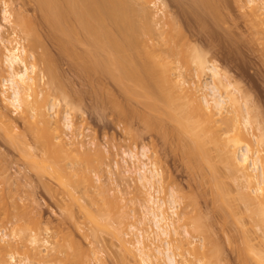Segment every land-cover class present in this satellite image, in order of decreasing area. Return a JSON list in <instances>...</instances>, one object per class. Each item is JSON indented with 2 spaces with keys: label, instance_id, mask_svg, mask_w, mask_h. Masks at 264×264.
<instances>
[{
  "label": "bare ground",
  "instance_id": "obj_1",
  "mask_svg": "<svg viewBox=\"0 0 264 264\" xmlns=\"http://www.w3.org/2000/svg\"><path fill=\"white\" fill-rule=\"evenodd\" d=\"M203 1L205 2V0ZM259 1L258 0H248V3L251 6V10H253L252 13L254 12L253 14L257 15V11H262L260 14L264 15V0L262 1V3H260ZM34 2L37 3L36 6H38L39 11L42 12L41 14H43L42 17H44L45 21L50 25L53 32L54 33L56 32L58 36L60 35L59 40L61 38L60 41L61 42L63 41L62 43L65 44L62 46L64 47L67 45L66 47H68V49L65 47V50H67V52L69 53V51L71 50L69 49L70 48L69 46H71L72 48H75L77 46L75 49H73L74 51L76 50L77 52L76 51L74 52L73 50H71V52L72 53L74 52L73 59H76V61L79 60L78 61V63L80 62L79 66H82V68H84L83 70H86V72L88 71V73L90 75L92 74L93 76H95L96 74L98 76L108 75V77L110 76L116 81L115 84L118 83L119 85H123L124 87L127 85L126 83L130 81L129 82L130 84L128 83V85H131V83L132 84L134 83L136 84V87L138 89L143 90V91H140L137 88H134L135 85L134 86L131 85L133 90L130 87H126V89L128 88V90L132 91V92L129 91V93L131 92L130 94H132V96L134 94L136 95L137 100L138 99L143 100V102L141 101L140 103L141 104L143 103L144 105V102H145L146 103L145 106L147 105L148 109H150L149 112H144L146 116L144 115L143 111L140 112L139 110L140 115L142 113L144 115V116L141 115L142 117L139 116V112H137L136 107H131L136 110V111L135 110L133 111L135 113L137 112L138 117L144 120V122L147 123L148 125L150 126L152 125L153 127L154 125L156 126L158 124V126H160L158 129L159 130L158 133H160V130L162 129V127L164 129V126H161V124L164 125L165 122L163 119H161L160 116H158V114L156 115V112L159 106L165 108L166 105H169V109L166 107L169 110L167 114L169 118L172 119L171 121L173 122V125L174 124L176 125L175 127L170 126V128H168L169 127L168 125L167 129L165 128L166 130L164 129V131L170 130L171 133L165 132L164 134H172V131H173V134L175 135L172 134L170 139L173 138L175 141L178 139L177 142L183 146V147L178 146V149L179 147L183 148L182 150L181 149L180 150L181 151L184 150L183 153H185L188 156L187 157L184 154L188 159L191 158L188 161L190 166L191 165L193 166V163H194L192 160L193 158L194 159L196 158V160L199 159L197 161L194 160L195 161L194 166L196 167L197 163L199 165L197 166L198 168H196L195 170L198 169L199 173H201V176L203 175L202 176V178H204L203 180H205L207 183L210 182L209 184H211L214 190L217 187L219 188L220 186V188L219 189L217 188L218 190H215V191L217 192L218 197L221 196V198H224L225 201L223 203L221 198L219 199L217 198V199L221 201L220 204L222 205L226 203V205L222 207L223 209L224 208L227 209L231 216L237 215V214H234V212L235 213H238V212L234 211V210H237L236 206L233 205L234 202L233 204L232 202H229V200H232L231 197L233 195L229 199H227L230 195V193L229 192L227 193V191L230 190V188L226 189V186H227V183L230 184L229 181L232 180L231 177L234 175L233 177L235 178L236 181L234 180L232 181L240 184L239 185L240 187L238 186L239 190L243 189V194H241L240 197H239L240 192L239 190L237 191L239 193H237L238 196L236 198L237 199L238 197L239 199L241 198L240 200L238 199V202L241 200H244L243 203L244 202L246 203V204L244 203L245 204L244 206H247V207H244V209L246 208L247 210H244V212L246 211L245 214H247V211H248L247 216L250 218L249 223H251L250 224L251 229L253 228L252 231L260 232V236L255 235L256 233L252 235L254 232H252L249 229L250 230V233H249V230L247 229L248 231L247 234L250 235L252 233L249 236V235H246V232L244 233V231L241 229L242 230L241 233H243L242 235L245 240L244 242L245 243L249 242L248 243L249 245L245 244L244 246L245 248L244 247L243 248L246 249V251L250 248L247 251L248 254H246V256H250L249 259H247L248 257L244 256L245 253H243V251L245 250H243L242 252L241 250H239L241 252V255L244 254L242 256L246 258V260H244L243 259L244 257H242L243 260L241 261L242 262L244 261L243 264L247 260L249 262L247 261L246 264H264V252L262 249L264 248V167H263V164H261L262 159L260 156L261 155L260 153L262 151L261 147L264 146L263 139L260 137L258 141L255 140L257 141V145L255 146V143L253 140L255 139V136L251 131V128H252L251 121L252 120L249 115L250 114L249 111H247V108H246L247 105L242 104L241 102L238 101L234 93L225 84V78L223 77L221 73V69H219V67L215 64L207 63V58L204 55V53L196 45L194 46V44L189 41L190 38L187 39L188 36L186 37L179 23L174 18L168 17L167 18L168 20L166 21L167 28L158 27L160 25L159 24L160 17H157V15L159 14V12H163L164 9L163 8L161 9V6H159L160 8L158 7V10H153V8L157 7V5H159L162 1L161 0H158V1L157 0H34ZM211 4L212 6L210 5V3L208 5L213 7L216 3L215 4L211 3ZM4 6H5L4 7L5 9L3 11L4 13L2 12V14L4 15V19L6 21H10L13 11L9 8V4H7L6 1H4ZM20 11H19L20 13L18 12L20 14L19 16L21 17L20 22L18 24L19 26L24 21H27V17L24 15L25 13H23L21 9ZM15 15L16 13H14L13 16ZM19 16L17 15L18 18L15 17L16 20L19 19ZM21 20H23V22ZM31 22H33V20ZM163 25L164 24H162V26ZM33 27L34 26H32V29ZM22 28H24V25ZM2 29H3V26L0 24V45L3 46L2 51L4 50L3 51L4 56L2 60L3 69L1 71L2 72L4 71L3 73H5L6 71L5 74H8V76L5 75L6 78H4L3 81L1 82V87L3 90L0 89L2 91V92L0 91V93L3 95L5 102L7 101V105L8 106L11 105L15 109V111L19 112V114L21 115V118L24 119V121L27 124L31 125V126L29 125L28 127L31 130L27 129V131L29 132L31 131V133L35 135L36 131L37 133L38 131H40L38 127H40V129L43 130V131H40L42 132V135H41L42 137L39 136L40 132L38 133V135L36 133V135L39 136V138L37 139L35 136V140L41 143L42 139L40 141L38 140L40 138H43L42 141L44 142H42L43 144L42 143L41 144L43 145V148L46 151L45 152L46 159L43 158L42 164L39 165L41 169L38 168L37 166L38 164L36 163V161L34 163L37 165H34V166H36V169L38 168L39 171L49 170L51 171L50 173L53 172V174L51 175L53 176L55 175L57 179L60 181L59 184H63V186H66V187L69 186L67 182H69L70 185L74 183L75 186L74 185L72 186L74 188L80 187L81 191H83L82 195L85 194L87 198L91 199V202L96 201L98 195L100 196L107 195V192L109 190L107 191L106 188H104L105 186L104 183H100L99 185L98 184L96 185L90 175V172H93L94 170L100 167L98 166L99 155H100L99 150L91 149L85 152L86 154L80 151V149L78 148V145L82 146L81 144L83 143L76 140L77 138H79L78 133L80 130H79V125L77 124V122L75 121V117L73 116L72 109H66L63 115H60L57 111V108L59 106V100H60L59 97L57 99L56 97L50 98L49 96V95L55 96V94L64 96L65 94H67L65 93L66 91L63 87L62 82L60 81L61 78L59 77V74H58L61 71L59 72L57 70L58 68L56 67L57 63L55 66V64H53L52 62L53 58L55 57L54 54H53L54 57L50 58L49 55H52V53H48L49 50L47 49L48 50L47 51L46 48L43 46L46 42H44L45 40L41 41L40 39L41 37H39V35L36 32L37 30L36 31L34 30L33 33L27 30L29 32L28 34H30L28 36H30L29 38L31 39H29L27 35L24 34L25 40L28 42V45L30 44V46L27 45L28 46L27 48L28 49L30 48V50H28L25 45H22L20 42L14 43V41L11 39L10 36L16 34V30L15 31L13 30L9 34H6V33L4 34L3 33L4 31ZM22 31L27 32L26 28L22 29ZM27 38L29 39V41L27 40ZM42 42H44V44ZM78 44H81V46L83 45L85 46V47L83 46L84 48L82 52L81 51L78 52L79 49L77 48L80 47V45L78 46ZM40 46H43L46 51H41L39 54H35L34 52H36V50L42 49ZM59 50H62V49H59ZM69 55L67 57H69ZM70 56H72V54ZM28 57H31L33 59V62L28 63L27 61ZM56 61H57V58H56ZM42 64L43 65L45 64L44 65L45 68ZM190 70L194 71V76H195L194 80H189L183 76L185 71H190ZM47 75L50 78L49 80L47 79L48 81L45 80V76ZM206 75H208V77H205ZM62 76L64 77V75ZM166 85L175 86V88L173 87L172 88L176 90L175 91L176 93H174L173 89L171 90L168 89V90L170 91L173 90L172 94L174 93L173 94L174 96L177 95L176 98L173 95H171V92L168 93L169 91L165 89ZM177 87L183 91L185 98L182 97V94H181L182 92L179 94L180 96L178 95ZM103 88H105V84ZM120 88H123V87H120ZM93 89H96V88H93ZM124 89H121V90H124ZM180 89H178V91H180ZM100 90H103V89H100ZM6 92H8L9 95H6L8 94ZM96 92H98L97 89H96ZM47 93H49V95H47ZM70 95L72 99H74L73 97L75 96H72L71 93ZM128 95L129 94H127V96ZM160 95H162L163 97H161ZM125 96L126 94L124 95V97ZM69 97H66L65 95L64 98L68 99V102H69L71 100V97L70 98ZM109 98L110 99L115 98L114 99L115 101H113L112 99L110 100L111 101L110 104L114 103L113 110L117 109L115 111L117 113L119 112L118 115H120L121 118H124V120L126 119L128 120V116L130 115H128V113H126L125 111V108L128 106L125 107L124 105L125 103L123 102L124 99L121 102L122 99L120 100L119 98H116V97H109ZM164 98L166 100V103H164L165 101H161V100H164ZM181 98L186 99L188 103H185L186 100L180 101ZM117 99H119V101ZM131 99H128V100L131 101ZM128 100L127 102H129ZM157 100L158 102H161L162 104L157 103ZM118 103H120L119 104L120 106H122L121 103H124L123 104L124 107H119V105H117ZM162 105H164L165 107ZM161 107L159 108L158 112L160 111ZM80 109H81V106H80ZM99 109H102L103 111L108 110V109H104L101 107ZM53 110H54V113H52ZM129 111H132V110L130 109ZM151 111L152 112L156 111V112H154L155 114H153ZM243 111H244L245 116L243 114ZM245 112L247 113V115ZM137 113L135 114V116L137 115ZM147 113H150V116L152 115L153 117L154 115L158 116L159 120L161 121L163 120L164 124L163 122H161V124L157 123L159 122V120L157 119L158 117L157 118L155 117L156 118L155 120L156 121L158 120L156 122L152 116L151 117L147 116ZM131 114L133 113L131 112ZM155 122L157 124H155ZM62 125L64 126L65 131L67 130V131H70L71 133L67 132L65 135V131H63ZM165 125L167 126V124ZM33 126L37 128V129L35 128L36 130V131L34 130L35 132H32V129H34ZM125 126H127L126 123H125ZM158 126L153 127V128L157 129ZM171 128H174V130H172ZM77 130H79L78 133H77ZM129 132H132V131H129ZM66 136L69 139H67ZM169 136L170 135H167V136L165 135L163 137L166 138V140H168L167 138H169ZM175 136H177L176 137L177 139H175ZM9 137L11 139V136ZM16 142H19V141L16 140ZM212 151H214V153L216 152V155H213V156L214 157L216 156L215 158L217 159H214V157L212 156V153H213ZM147 153L148 152L146 151V148H144L141 151V153L140 152L134 153L133 151L124 152V155L126 157H130L131 161L133 162L132 167L128 166L124 168L125 171L127 173L129 172L130 174H134L136 176L138 180L136 181V183L141 186V191H142V188L147 190L146 195L144 194L145 192H141L142 195H145L146 197L145 198L143 197L144 201H143V204L141 205L142 211L140 208V212H141V214H139L140 216L139 217L134 216V217H137L136 218L137 220L135 219V222L137 221V224L133 223L130 225L129 228L128 227L123 228L121 224H124V221L117 220L118 223L112 222L113 217L111 219L112 221L110 222H109V219L111 217L108 219H105V217H103L106 221H104V219L101 218V221L103 219V222H101L100 219L98 218V216L101 217V212L98 213L100 214L98 215L96 212L90 211L88 214L91 217V220H92L91 222L93 223L91 225L92 226L94 225L93 228H95V225L96 227L98 226L102 229L109 230L112 228V231L111 230L110 231L112 233L114 232L117 237L121 238V241L123 243L122 245H124L125 249L128 252H130L131 254H133L134 257H136V259L138 260L136 261L139 262L140 264H179L181 260L178 261L177 259L178 254H176V252H174L173 250V248L175 249L177 247L171 246V243L174 244L173 242L175 243L177 242L176 246L179 245L178 249H180L181 254L184 257L183 261H186V264H211L212 261H214L213 259L214 256L210 251L212 248H214L213 246L212 248L210 247V245L212 244V241H211L212 236L210 238V235L207 233L206 231L207 229H206L205 231L209 236L204 235V243L201 242L202 244L199 243L200 245H198V243L196 244V241H195V244H194L195 238L197 239L200 238L198 237L199 233L205 232L204 229L203 231H200V228L198 226L199 222L196 223L195 221H193V225H192L191 223L192 221H189L188 216H187L188 217V220H187V217L184 216L183 213L182 215L186 217L184 219L187 220L188 222L179 216L178 203L181 202L180 199L182 197L180 199H177L176 197L177 195L175 194L176 192H171V193L168 192L169 197L167 194H166L167 196L165 195V197H168V199H165L159 196L161 195V191H160L161 189L159 188L160 189L159 190L160 192H159L156 184H158V182H160L161 179L163 178L161 177L162 173L156 167V165L149 162L151 161L149 160L151 157L150 158L147 157ZM190 161L193 163L191 164ZM219 161L220 163L222 162V164L224 165L223 167L224 168L226 167L227 169V172L226 171L223 172V171H219L223 168L218 167L219 168L218 171L221 172L220 173L221 176L223 173L225 174L230 173L231 180H228L227 183H224V182L229 177L226 179L223 178L226 175H223V177L220 176L221 178L219 179L217 178L218 177L217 174H219V172L217 171L216 164L217 166H221ZM119 163L120 162L118 161L117 164L119 165ZM204 163H207L210 165L209 166L205 164L207 165V167L209 166L208 169H210V167H213V169L215 170L216 168L215 171L217 173H215L214 171V174L216 176L212 174L213 169H210L209 172L210 173L212 172L211 174L216 177L214 178L217 179V181L214 178H211L212 175L205 172V169H203V167L205 166ZM190 166L189 168L192 167ZM51 168L53 171L50 170ZM200 168H201V171H200ZM228 169L230 171L229 173H228ZM202 170L205 173H203ZM222 178L225 181L220 180ZM215 182L217 184L221 183V185L218 186ZM212 183L214 185L216 184L217 187L216 185L213 186ZM224 184H226L225 188H223ZM159 185L158 187H160ZM73 187H72V190H73ZM155 187L157 190L155 189ZM116 188H117L116 189L117 194L115 192L113 197H115L114 199L120 200L119 198L123 196L122 195L123 192H121V190L119 189V186H117ZM240 191L242 192V190ZM92 192L94 194H92ZM216 192L214 193L216 194ZM95 193L98 195L96 196ZM157 193H159V195ZM12 194L10 193V195ZM226 194L228 197H226ZM178 196L180 197V195ZM84 197H81V198H84ZM242 197L244 199H242ZM102 198L103 197L101 196L100 200L105 199V197L103 199ZM232 198L234 199V201L235 200L237 201L235 196ZM228 203L229 205H227ZM238 205L237 207H239ZM227 206L230 207V209H232L233 213ZM232 207L236 209L233 210ZM101 208L103 207L101 206ZM187 211L188 210H186V213L184 214L189 215L188 213L189 211L188 212ZM91 212L96 213L97 216ZM6 215L7 214H5V217ZM116 217L117 216H115L114 218L115 220H116ZM192 218L190 217L191 220ZM182 219L184 220V222H182L183 221ZM198 220L199 219H197V221ZM205 221L207 220L205 219ZM178 222H182V226L183 224H185L183 231L182 229L180 231ZM114 223L118 227L114 226ZM242 227L243 226H241L240 228ZM93 228H91V233H96L94 231H97V230ZM202 228H204V226ZM247 228H250V227L248 226ZM20 229L23 230V228H20ZM124 229L125 230L127 229V230L125 231ZM98 232L96 233V235L98 234ZM23 234L24 232L22 231V235ZM24 235H23V238H21L23 240L26 238L24 237ZM93 236L95 239L98 238L94 234ZM246 236L247 237L249 236V238H247ZM251 236H255V237L257 236L256 238H258V240H261L259 250L258 248H255L253 245H251L250 243L251 242L250 239L252 238ZM4 237H8L7 234L4 235ZM192 238L194 240H192ZM246 238L248 239V241ZM29 240L31 241L32 244H35V245H37V243L39 244V242L41 241L38 235L36 234H33L32 236H30ZM206 240L208 242H206ZM5 242L8 243L7 241ZM43 242L45 244H49V240L45 239ZM0 244H2L3 246L5 243L0 242ZM11 245H13V243ZM250 245L252 247H250ZM5 249L7 250V248ZM36 249L38 248H34V250ZM178 249H175V251ZM3 252L4 251H0V256H1L0 262L2 264H27L28 263V261L25 259H23L24 261L22 259L21 261L19 260L17 261L16 257L14 256L15 253L10 255V258L12 261H8L6 260V256L4 257ZM35 253H37V250ZM70 255L69 257H72V255L71 256ZM218 257L216 256L215 258H218ZM70 260L74 261V260H77V258L75 259V256H73L72 259L71 258L69 259V261ZM75 262L74 264H76ZM79 262L81 263L82 261L79 260ZM69 263L67 262V264ZM39 264H46V263L41 262ZM84 264L86 263L84 262Z\"/></svg>",
  "mask_w": 264,
  "mask_h": 264
},
{
  "label": "rangeland",
  "instance_id": "obj_2",
  "mask_svg": "<svg viewBox=\"0 0 264 264\" xmlns=\"http://www.w3.org/2000/svg\"><path fill=\"white\" fill-rule=\"evenodd\" d=\"M4 1H6V3L9 4V8L13 11V12L11 11L12 16L10 21H6L4 19V15L2 14V12L5 9ZM161 1L162 2L159 5H157V7L153 8V10H158V7L161 6V9L162 8L164 9L163 12H159V14L157 15V17H160L159 18L160 25L158 27L167 28L166 21L168 20L167 19L168 17L174 18L179 23L186 37L188 36L187 39L190 38L189 41L193 43L194 46L196 45L204 53V55L207 58V63L215 64L219 67V69H221V73L225 78V84L234 93L238 101L241 102L242 104L247 105L246 108L247 111H249L250 113L249 115L252 120L251 131L255 136V139H253L255 146L257 145V141L259 140L260 137L263 139V143H264V15L260 14L262 11H257V15L253 14L254 12L252 13L253 10H251V6L248 3V0H215L216 2L213 0L216 4L211 0H208L209 2L207 0H205V2L203 0L202 1L201 0H161ZM262 1L263 0H260L259 2L262 3ZM209 3L211 6H212L211 3L215 5L211 7L208 5ZM36 5L37 3H35L34 0H0V24L3 26L2 29L4 31L3 33L9 34L13 30L14 31L16 30V34L10 36L11 39L14 41V43L20 42L22 45H25L26 48L30 46V44L28 45V42L25 40L24 37V34H26L28 38L30 37L28 36L30 34H28L29 32L27 30H29L32 33L34 30L35 31L37 30L36 32L39 35V37H41L40 38L41 41L45 40L44 41L46 42L45 44L44 42H42L44 44L43 46L46 48V50L47 49L49 50L48 53H52V55H49L50 58H53L55 56L52 62L53 64H55V66L57 63L56 66L58 67L57 70L59 72L61 71L58 74L59 77L61 78L59 79L62 82L63 87L66 91L65 93L68 94L70 92L72 96L76 97V99L75 97H73L74 99H72L70 93L68 94V96L67 94H65L66 97L69 96L71 97V100L69 99L70 103L68 102V99L64 98L65 95L63 96V95L55 94V96H53V95H49V93H47V95H49L50 98L56 97L58 99L59 97L60 100L57 111L60 115H63L66 109H72L73 116L75 117V121L79 125V130H80V131L77 130V133L79 131L78 133L79 138H77L76 140L83 143L81 144L82 146L78 145L80 151L85 153L91 149L99 150L100 155H99L98 166L100 167L94 170L93 172H90V175L96 185L97 184L99 185L100 183H104L105 185L104 188H106V190L109 191L107 192V195H101L103 198L105 197L104 200H100L101 196L95 193L96 196L98 195L97 200L91 202V199L87 198L85 194L82 195L83 191H81L80 187L74 188L72 186V185L75 186L74 183L70 185V183L67 182L69 186L67 187L63 186V184H59L60 181L57 179L55 175H54L55 177L51 175L53 174V172L50 173L51 171H49L48 169L47 170L49 171V173L48 171H43V170L39 171V169H41L39 165L42 164L43 158L46 159V155H45L46 151L44 150L42 145L43 144L42 142H44L42 141L43 138H40L38 140L40 141L42 139L41 140L42 144H41L40 142H37V140H35V136L38 139L39 136L42 135V132L40 131L43 130H41L40 127L37 126L38 129L40 130L38 131V133L40 132L39 136H37L38 133L35 130L36 128L35 126H33L34 129H32V132L36 131L37 135L36 133L34 135L33 133H31V131L30 132L27 131V129L31 130L30 128H28L30 124H27L24 121V119L21 118L19 112L15 111V109L11 105L9 106L7 105V101L5 102L3 95L0 93V190H1L0 191V238H1L0 242L5 243L4 244L5 246L4 245L2 246V244H0V248H1L0 251H4L3 255L4 257L6 256V260L12 261L10 255L15 253L14 256L16 257L17 261L18 260L21 261V259L22 260L25 259L28 261L29 264H39L41 262L42 263L44 262L46 264H65V263L67 264V262L68 263L70 262L71 264H74L75 261L76 264L77 263L84 264V262L86 264L88 263L89 264H140L139 262H137L138 260L136 259V257H134L133 254L128 252L125 249L124 245H122L123 243L121 241V238L117 237L114 232L113 233L111 232L112 228L109 230L102 229L98 226L96 227V225L95 228H93L94 225L93 226L91 225L93 223L91 222L92 220L88 213L90 211H94L97 214L101 212V217L98 216L100 221L101 218L103 217H105V219L111 217L109 219V222L113 220L112 222L118 223L119 220H123L124 224H121L123 228L126 227L129 228L130 225L133 223L137 224V221L135 222V219L140 216L139 214H141L140 208L142 207L141 205L143 204L144 201L143 197L144 198L146 197L145 195L147 190L142 188L141 191V186L136 183V181H138L136 176L134 174H130L129 172L127 173L125 171L124 168L128 166L132 167L133 162L131 161L130 157H126L124 155V152L133 151L134 153H138V152L141 153V151L144 148H146V151L148 152L147 157L149 158L151 157L149 159L151 161L149 162L156 165V167L162 173L161 177H163L160 181L161 183L158 182V184H156L158 191L161 189L160 190L161 195H159V193L157 194L162 198L168 199L169 197L168 192L169 193L176 192L175 194L177 195L176 196L177 199H180L182 197L180 199L182 203L179 202L178 200L179 216L183 219L188 216L189 221H192L191 222L192 225H193V221H195L196 223L199 222L198 226L200 228V231H203V229L205 231L207 229L206 231L210 235V238L212 236L211 238L212 244L210 245V247L212 248L213 246L214 248H212L210 251L214 256V257L212 256L214 261H212L211 264H219V263L243 264L244 261L242 262L241 260L243 259L246 260L245 257H248L247 259L250 258V256H246V254H248L247 251L250 248L248 249L247 248L248 246L246 245L247 246L246 248L248 250L246 251V249H244L245 244H248L249 242L246 243L244 242L245 240L243 238L242 235L243 233H241V231L243 230L244 233L246 232V235H249L247 234L248 233L247 229L248 230L250 229L252 231L253 228L251 229L250 226L251 223H249L250 218L247 216L248 211L247 214H245L246 211L244 212V210H247L246 208L244 209V207H247L244 206L246 203L245 202H244L245 204L243 203L244 200L239 201L240 203L238 202L239 197L241 196V194H243V189H240L242 190V192L239 190L238 186L240 184L234 182L236 181L235 178L233 177L234 175L231 177V179L234 180L232 181L230 179L229 169H228L229 174H225L223 172L224 171L227 172V169L226 167L225 168L223 167L224 165L222 164V162L220 163L219 161L221 166H217L216 164L217 171L220 167L223 168L219 170V171H223L222 176L220 174L221 172L218 171L220 175L217 174L218 175L217 178L219 179L223 177V175H226L225 177H223L224 179L229 177L226 181L223 178L220 180H224L225 181V182L223 181L224 183H227L228 180H231L229 181L230 184L227 183L226 186V189L230 188V190L227 191V193L228 192L230 193V195L228 194L229 197L226 194V197H228L227 199H229L232 195H233L232 197L235 196L236 198L238 196L237 193L240 192L238 199L236 198L237 201L235 200L237 203L234 201L232 197H231L232 200H229V202H232V204L234 202L233 205L236 206L237 210H234L236 208L233 207L232 208L234 211L238 212V213L234 212V214L237 215L231 216L227 209L225 208H224L225 210L223 209L226 203L224 205L220 204L221 201H219L218 199L221 198V196L218 197L217 192L215 191L220 188L219 185H221V183L217 184L215 182L219 186V188L215 184L218 189L216 188L214 190L211 184H209L210 182L207 183L205 180H203L204 179L202 178L203 175L201 176V173H199L198 169L195 170L196 168H198L197 166H199L197 162H196L197 163L196 167L194 166L195 165L194 160H196V158L192 159L194 163L191 162L192 160L190 161L191 164L193 163V166L191 165L192 166L191 167L190 164L188 163L189 159L191 158L188 159L187 158L188 156L185 153H183L184 150L181 151L183 149L181 147L183 146L177 142L178 140L176 138L177 136H175V139H177L176 141L173 138H171L173 141L170 139V137L173 134V131L172 134H164L165 132L168 133L170 132V130L164 131L165 128L167 129L168 125H169L168 128H170V126L175 127L176 125V124L173 125V122L171 121L172 119H170L167 114V112H169L168 110L169 105H166L168 109L164 106L165 105L164 103H166L165 98L164 100L161 101H165L163 103L164 105L162 106H164L166 109L159 106L158 110L161 107L162 111L161 109L160 111L162 113L159 111L160 112L159 114L158 110H157L158 113L156 111L154 112H156V115L158 114V116H160L161 119L164 120L167 126L164 124L163 120L162 121L159 120L158 116L156 115H154V117L152 116L153 114H155L154 112L151 111L153 114L150 112L154 120L158 117L157 119L159 120V122H157L158 120L157 121L155 120L157 123L161 124V122H163L164 124V125L161 124V126H164V129L162 127L160 133H158L159 132L158 129L160 126H158L156 122L155 124H157L156 126H158L157 129L153 128L156 127L154 124H153L154 126L152 127V125L151 126L148 125L147 123L144 122V120L138 117L137 112H139V110L140 112L143 111L144 113V112H149L150 109H148L147 105L145 106L146 104L145 102L144 105L143 103L142 104L140 103L141 101L143 102V100L141 99L137 100L136 95L133 94L132 96V94H130L132 91L128 90V88L126 89V87L132 88L131 85L133 86L135 85L134 88H137L136 84L131 83V85H128V83L130 82L129 81L128 83H126L128 86L125 84L126 86L124 87L123 85H119L117 83L119 85L118 86L117 84H115L116 81L110 76L108 77V75H103L104 77L99 75L101 78L100 79L97 74L96 75L94 74L96 76L95 77L92 74L90 75L88 71L86 72V70H83L84 68H82V66H79L80 65L79 64L80 62L78 63L79 60L76 61V59H73L74 58L73 54L76 51V50L74 51L73 49H75L77 46L75 48L69 46L70 47L69 49L74 51L73 53L71 52V50L69 51L70 55L72 54L73 57L70 56L67 50H65V47L67 45L64 47L62 46L65 44L62 43L63 41L62 42L60 41L61 38L59 40L60 35L58 36L56 32L55 33L53 32L50 25L45 21L44 17H42L43 16V14H41L42 12L39 11L38 6ZM20 9L22 10L23 13H25L24 15L27 17V21L31 22L33 20V22L31 23L27 21L23 22V20H21L27 32H24L25 30L22 31V29H24L22 28L23 27L22 24H20L21 27L18 25L21 19V17L19 16L20 15L19 13L21 12ZM14 13H16L15 16H13ZM17 15L19 16V19L16 20V18H18ZM41 19L44 20L42 21ZM161 22L162 24H164L163 26ZM32 26H34L33 29ZM28 38L27 40L29 41V39L31 38L29 39ZM79 45L80 47L77 48L79 49L78 52L80 51L82 52L85 46L83 45L84 46L83 47L81 46V44H78V46ZM43 46H40L43 50L42 49L36 50V52L34 53L39 54L41 51H46ZM2 47L3 46L0 45V87L3 79L6 78V76H8V74H5L6 71L5 73H3L4 71L3 72L1 71L3 69L2 60L4 56L3 55L4 50L2 51ZM66 48L68 49V47ZM28 50H30V48ZM64 53H66L67 55ZM68 55L70 59L69 57H67ZM56 58L58 62L56 61ZM27 61L28 63H31L33 62V59L31 57H28ZM62 75H64V77ZM183 76L189 80L195 79L193 70L185 71ZM205 77H208V75H206ZM47 79L48 80L50 79L48 75L45 76L46 81H48ZM66 79L68 80V82ZM99 84L102 86V88ZM104 84H105V88H103ZM172 87L175 88L174 85L173 86L166 85L165 87V89L169 91L168 93L171 92V95L176 93L175 92L176 90H174ZM93 88H96L98 92H96V89ZM0 89H2V87ZM168 89L170 90L173 89L174 93L172 94L173 90L170 91ZM178 89H177L178 95L182 92L181 93L182 97H184L185 95L183 94V91L181 89L180 91H178ZM138 90L143 91L141 89ZM129 91L131 92L129 93ZM125 94H126L125 97L127 98L124 97ZM127 94H129L130 96L129 95L127 96ZM6 95H9V93ZM160 96L163 97L162 95ZM176 96L177 95H175L174 97L176 98ZM109 97H116L119 98L120 100L122 99L121 102L124 99L123 102L125 104L121 103L122 106H120L119 105L120 103H118L117 105H119V107H124V105L125 107L128 106L125 108L126 113L130 115L128 116V120L127 119L124 120V118H121L120 115H118L119 112L117 113L115 111L117 109L113 110L114 103L112 102L113 104H110L111 103L110 100L112 98L110 99ZM114 99L112 100L115 101ZM119 99L117 100L119 101ZM126 99L127 100L131 99V101L128 100L129 102H127ZM183 100L185 101L186 99H182V98L180 99V101ZM157 103L162 104L161 102H158V100ZM185 103H188L187 100L185 101ZM100 107L108 110L103 111L102 109H99ZM129 107L132 111H129L130 110ZM131 107L137 108V112H136L137 118L135 116L136 113L133 111L135 109ZM131 112L133 114H131ZM140 112H139V116L143 115V113L140 115ZM52 113H54V110L52 111ZM150 113H147V116H150ZM144 115L146 116L145 113ZM125 123L127 126H125ZM62 127H63V131H65L63 125ZM171 129L174 130V128ZM67 132L70 131L66 130L65 135ZM165 135L166 136L170 135L169 138H167L168 140H166V138L163 137ZM9 136H11V139ZM66 138L69 139L67 136ZM15 139L19 142H16ZM178 146L181 147H179L178 149ZM261 150H262L260 153L262 159L261 164H263L264 167V146L261 147ZM212 152H213L212 156L216 155V152L215 153L214 151ZM215 157L214 159H217ZM35 161L38 165L34 163ZM118 161L120 162L119 165L117 164ZM205 164L207 163H204V165ZM34 165H37L39 169L38 168L36 169V166ZM207 165L204 166L205 168L203 167V169H205V172L209 173L210 175L214 174L216 168L214 167L215 168L214 170L213 167H210V169H213L212 170L213 173L211 172L212 173L211 174L209 172L210 169H208L210 165L208 167ZM189 166L191 168H189ZM50 170H52V168ZM205 172L203 171V173ZM215 173L217 172L215 171ZM214 175H212L211 178H214L216 176ZM215 180L217 181V179ZM158 185L160 187H158ZM212 185L215 186L213 183ZM225 185L226 184H224L223 188H225ZM71 186L73 187V190ZM117 186H119V189L121 190V192H123L122 193L123 196L122 197L120 196L121 198L118 197L120 200L114 199L115 197H113L115 192L117 194V190H116ZM231 189L235 191L233 192ZM75 190L77 191V193ZM238 190L239 192H237ZM230 191L232 192V194ZM141 192H145L144 193L145 195H142ZM214 192H216V194ZM10 193L11 194L13 193L14 195L13 194L10 195ZM92 194L94 193L92 192ZM166 194L168 195V197H165ZM178 195H180V197ZM80 196L81 197L85 196V197L81 198ZM221 199L224 203L225 201L224 198ZM242 199L244 198L242 197ZM227 205H229V203ZM237 205L239 207H237ZM101 206L103 208H101ZM228 208L230 209V207ZM186 210L189 211V212L187 211L189 215L184 214L186 213ZM230 210L232 211V209ZM94 212L91 213L96 215V213ZM182 213L186 217H184ZM5 214H7L6 217ZM114 215L117 216L116 220L114 219L115 218ZM192 216L193 218L194 217L195 218L193 219ZM190 217L192 218V220L190 219ZM196 218L199 220L197 221ZM103 219L101 222H103ZM105 219L104 221H106ZM205 219L207 221H205ZM184 220L182 222H184ZM182 222H178L180 231L181 229L183 231L185 227V224H183L182 226ZM201 224L204 226V228H202L203 226ZM114 226L118 227L117 225H115V223ZM241 226L243 227L240 228ZM245 226L247 227L249 226L250 228H247ZM20 228H23V230ZM91 228L96 229L97 231L93 230L96 233L99 231L98 234L96 235V233H91ZM21 230L25 234V235L23 234L24 237H26L24 240L21 239L23 238ZM206 231L199 233L198 237L200 238L198 239L195 238V240L192 238V240H194V244L195 241L196 244L198 243V245L202 244L201 242L204 243V235H208ZM252 232H254L253 234L251 233L252 235L256 233L255 235L260 236V232H255V231ZM6 234L8 237H4V235ZM33 234L38 235V237L41 240L39 244L37 243V245L32 244L31 241L29 240L30 236H32ZM93 234L98 238L95 239ZM249 236L246 237L249 238ZM251 237H252L250 239L251 245H253L255 248H258L259 250L261 240H258V238H256L255 236H251ZM45 239L49 240V244H45L43 242ZM5 241L10 243L8 244ZM206 242L208 241L206 240ZM12 243L13 245H11ZM173 243L174 244L171 243V246L177 247L175 249H178L179 245L176 246L177 242L176 243L173 242ZM251 245L250 247H252ZM4 247L7 248V250ZM13 247H15L16 249ZM239 247L242 249H240ZM34 248H38L39 251L38 249H36L37 253H35L36 250H34ZM175 249L173 248L174 252L178 254L177 255L178 261L181 260L182 262V263L180 262L181 264H186V261H183L184 257L182 256L180 249L176 251ZM262 249L264 252V248ZM217 250L219 251V253ZM239 250H241V252L245 250L243 251L245 255L242 254L245 257L241 255V252ZM70 254L72 255V257L75 256V259L77 258V260L69 261L70 258L72 259V257H69ZM216 256L219 257L215 258ZM242 257L244 258L242 259ZM218 259L220 260V262ZM79 260H81L82 262L80 263ZM246 262L244 264H246ZM0 264L2 263L0 262Z\"/></svg>",
  "mask_w": 264,
  "mask_h": 264
}]
</instances>
